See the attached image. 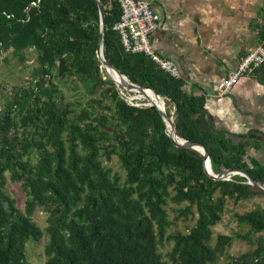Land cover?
Here are the masks:
<instances>
[{"label":"trees","instance_id":"trees-1","mask_svg":"<svg viewBox=\"0 0 264 264\" xmlns=\"http://www.w3.org/2000/svg\"><path fill=\"white\" fill-rule=\"evenodd\" d=\"M100 1L105 61L163 101L176 136L205 147L213 174L237 169L264 188V165L243 143L216 131L202 102L182 94L179 80L143 54L125 52L113 30L119 3ZM99 36L95 0H0V56L10 51L24 60L25 51L36 52L29 86L0 112V264H27L26 242L43 236L44 264H217L223 257L226 264H264L261 236L237 258L227 253L233 236L212 239L228 200L264 198V192L240 175L212 179L199 151L172 143L156 107L129 105L101 68ZM257 38L264 46V23ZM60 58L70 68L61 78ZM258 71L264 84V65ZM54 78H73L80 98L65 101ZM112 156L123 180L103 166L102 158ZM6 172L25 194L23 212L4 191ZM168 202L185 204L178 217L196 215L187 233L166 234ZM36 209L47 214L43 230L31 219ZM235 220L249 227L235 237L250 245L264 231L261 208ZM166 244L170 249L162 253Z\"/></svg>","mask_w":264,"mask_h":264},{"label":"crops","instance_id":"crops-1","mask_svg":"<svg viewBox=\"0 0 264 264\" xmlns=\"http://www.w3.org/2000/svg\"><path fill=\"white\" fill-rule=\"evenodd\" d=\"M146 1L160 17L151 45L177 67L174 79L182 94L199 99L212 127L233 143H243L250 156L264 153V84L258 70L241 78L222 101L205 97L261 44L257 35L264 23V0Z\"/></svg>","mask_w":264,"mask_h":264},{"label":"rangeland","instance_id":"rangeland-1","mask_svg":"<svg viewBox=\"0 0 264 264\" xmlns=\"http://www.w3.org/2000/svg\"><path fill=\"white\" fill-rule=\"evenodd\" d=\"M36 67V52L33 50H27L24 53V60L14 56L10 51L3 52L0 56V112L6 107L8 101H11L22 88L29 86L31 82L32 71ZM58 71L57 68L55 70ZM65 74V73H64ZM63 74V75H64ZM62 75V76H63ZM59 77V76H58ZM61 78V77H59ZM54 78V83L58 86L59 90L65 95V101H74L80 98V92L82 91L79 84H77L73 78H64L62 80ZM124 85V83H122ZM119 93V92H118ZM134 92H126V96H135L138 99L135 101L142 102L150 105V101L144 99L143 95ZM122 96V95H121ZM84 104V101H83ZM97 115H93V119L97 118ZM21 134V130L18 131ZM249 154V153H248ZM255 158L264 164V153H253ZM260 154V156H259ZM253 157V156H252ZM25 159V157H24ZM36 161V155H31V162ZM102 163L105 168L110 169L111 175H118L122 180L124 173L119 166V162L115 156H112L108 161L102 158ZM4 191L7 195L15 200V205L20 211H24L25 194L22 191L20 184L12 182L9 177V173H5V186ZM185 204L176 206L170 202L166 206L168 213V220L172 223L171 227L167 231L168 234L175 232L187 233L189 229L194 225L196 215H190L186 219L178 217L179 209L184 207ZM255 208H261L264 210V198L254 197L248 200H241L234 202L228 200L221 221L212 228V239L213 242L219 234L229 235L234 237V241L231 246L227 249V253L230 257L237 258L239 256L248 254L255 248L256 237L261 236L264 238V231L255 234L253 236V245H250L247 241L237 239L236 235H244L249 231L247 225H239L235 220L236 214H243L249 212ZM47 214L41 210L36 209L31 216L33 222H35L42 230L45 229ZM46 242L45 236L40 240L36 241L30 238L25 245V255L27 264H44L46 257L44 254V245ZM170 244H166L165 248L161 250L162 253L170 249ZM227 259L221 258L217 264H226Z\"/></svg>","mask_w":264,"mask_h":264},{"label":"built area","instance_id":"built-area-1","mask_svg":"<svg viewBox=\"0 0 264 264\" xmlns=\"http://www.w3.org/2000/svg\"><path fill=\"white\" fill-rule=\"evenodd\" d=\"M117 2L119 3L121 14L113 26V30L119 35L123 50L132 54H143L163 72L172 78H178L177 67L169 60L157 55L151 45V36L159 28L160 17L152 11L149 2L146 0H117ZM263 65L264 46L260 44L242 56L236 68L222 81L213 84L205 94V97L213 98L218 102L222 101L232 92L234 86L241 78L254 73ZM124 99L131 106H149L148 104L135 101L138 99L135 96H126V93L124 94Z\"/></svg>","mask_w":264,"mask_h":264},{"label":"water","instance_id":"water-1","mask_svg":"<svg viewBox=\"0 0 264 264\" xmlns=\"http://www.w3.org/2000/svg\"><path fill=\"white\" fill-rule=\"evenodd\" d=\"M95 1L97 3V7H98V18L100 19V36H99V40H98V49L96 51V55H97V58L99 59V61L101 63V68L104 69L106 75L115 84V87H116L117 91L119 92L120 95H122L123 98H124V94L126 92H134L135 91L136 93H139V94L143 95L144 98L149 101V99L145 96V91L152 92L150 89L142 88V87H139V86H137L135 84L130 83L128 81V79L124 75L120 74L115 68L110 66L105 61V59L103 57V54H102V39H103V34H104V24H105L104 12L105 11H104V6L101 3V1L100 0H95ZM109 69L114 71L118 76H120L122 78H125L126 79V83H124V85H117L113 81V79L109 76V73H108ZM69 71H70V68L67 66L66 61L63 58H60L58 60L57 75L59 77H61L64 73H68ZM152 93L157 98H159L154 92H152ZM149 106H154L158 110L159 114L161 115V118H162L163 122L166 125L167 131H168L167 134L170 137L172 143H174L176 146H181V147L195 149V150L199 151L204 156V169H205V171H206V173L208 174L209 177H211L212 179H215V180H226V179L229 178L230 175H240V176H243V177H245L247 179V183L248 184L252 185L253 187L258 189L259 191L264 192V188L262 186H260L259 184H257L256 182H254L243 171H240V170H237V169H226V170H224L222 173H220L218 175L213 174L211 172V169H210L209 159H208V155H207L205 147L202 144L198 143V142H187L186 140L181 139V138L176 136L172 119L166 115V112H165V109H164V103H163V106H159V105H157V104H155V103L150 101V105ZM169 129H170V131H169Z\"/></svg>","mask_w":264,"mask_h":264},{"label":"bare ground","instance_id":"bare-ground-1","mask_svg":"<svg viewBox=\"0 0 264 264\" xmlns=\"http://www.w3.org/2000/svg\"><path fill=\"white\" fill-rule=\"evenodd\" d=\"M109 76L113 79V81L117 84V85H122V83H126V79L122 78L120 76H118L114 71L112 70H108ZM145 96L149 99V101L159 105V106H163V102L162 100H160L159 98H157L154 94H146ZM170 131V129H169Z\"/></svg>","mask_w":264,"mask_h":264},{"label":"flooded vegetation","instance_id":"flooded-vegetation-1","mask_svg":"<svg viewBox=\"0 0 264 264\" xmlns=\"http://www.w3.org/2000/svg\"><path fill=\"white\" fill-rule=\"evenodd\" d=\"M263 144H264V142H263Z\"/></svg>","mask_w":264,"mask_h":264}]
</instances>
